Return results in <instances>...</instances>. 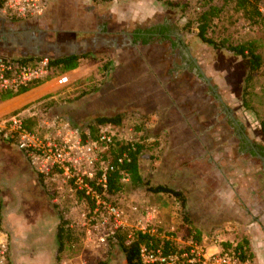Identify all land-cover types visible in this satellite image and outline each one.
Here are the masks:
<instances>
[{"label":"rangeland","instance_id":"1","mask_svg":"<svg viewBox=\"0 0 264 264\" xmlns=\"http://www.w3.org/2000/svg\"><path fill=\"white\" fill-rule=\"evenodd\" d=\"M170 1L178 7L159 0H44L41 17L11 20L0 13L2 54L40 59L91 53L77 68L51 70L39 85L0 100V121L17 111L42 140L89 142L96 169L108 161L100 134L111 142H140L143 179L187 197L181 203L125 179L121 193L91 206L77 197L69 172L55 166L42 172L37 153L0 138L3 264H126L109 242L119 226L170 239L175 254L192 240L189 227L213 218L255 222V233L263 232L264 164L258 154L264 155L249 153L246 140L264 151L258 124L264 117V62L245 83L239 57L195 38L207 0ZM258 6L264 13V0ZM155 26L167 27L168 37L134 42L133 31ZM207 33L224 47L256 41L264 61V25H250L231 5L212 19ZM116 114L115 125L94 121ZM90 126L98 129L96 138L89 136ZM72 169L81 174L84 164ZM60 224L70 240L58 251Z\"/></svg>","mask_w":264,"mask_h":264},{"label":"trees","instance_id":"2","mask_svg":"<svg viewBox=\"0 0 264 264\" xmlns=\"http://www.w3.org/2000/svg\"><path fill=\"white\" fill-rule=\"evenodd\" d=\"M2 1V0H1ZM167 4L170 9L178 7L176 2L170 0H159ZM259 0H222L221 5L211 3V0H207L206 8L202 10L197 17V33L195 38H197L201 43L207 46H211L214 49H225L231 55L239 57L242 66L246 70L245 83H248L253 76L257 75L263 66V58L259 52L258 45L256 41L248 40L237 45H229L224 47V43L218 42L208 36L209 23L212 19L218 17L224 10L225 5H231L234 11H237L241 16L248 21L250 25L261 26L264 25V13L260 10L258 6ZM186 25L182 26L181 29L184 30ZM167 27H158L151 29H136L133 31L132 38L134 42L141 41V43H149L154 38H166L168 37ZM91 53H80V54H63L58 57L48 58V66L54 73H62L65 71L73 70L78 67L82 59L88 57ZM38 58L37 56L32 57H20V61L29 62ZM49 75L45 78L48 79ZM44 80L33 81L25 85L18 86L12 89L0 90V100H7L21 93H24L34 86L39 85ZM17 113V111L13 112ZM121 114H116L113 116H97L94 121L97 124H118L120 122ZM28 120L24 119L25 127L32 131L33 129L28 124ZM259 130L262 134V139L264 141V117L259 120ZM89 136L91 138H96L98 129L89 127ZM191 134V133H190ZM192 139L196 142L199 140L195 134H191ZM0 138H4L0 136ZM192 139L190 141H192ZM143 144L140 142H124V141H112L104 155L109 163L107 166H113L112 169L105 170V182L104 186L97 182V176L92 180H87L91 192L86 193L85 189H77L76 195L79 199L90 203V205L95 206V203L100 199H105L107 195L110 197L113 195H118L122 192L124 188V181L128 179L133 185L142 186L147 188L152 192H166L171 193L175 198L180 199L181 203L186 201V196L184 197L183 190L176 189L172 187H167L164 184L151 185L149 181L143 179L140 174L139 167V157L142 156ZM261 155H264V151L260 149ZM252 154H255L252 152ZM103 158V159H104ZM119 158H122L119 161ZM105 159V160H106ZM99 174V173H98ZM187 232L191 234L192 240L196 243L201 242V233L195 227H189ZM56 239L58 243V251L62 250L65 244V239L70 240V233L66 231L64 226L60 224L57 227ZM109 242L112 245L118 246L121 250L126 264H141L140 249L141 246H145L148 249L160 248L164 255H169L176 252V248L170 239L162 238L160 239L156 233H151L148 231H132L129 232L123 227H117L109 236ZM229 244L224 243L223 248L228 249ZM235 249L239 250L240 257L244 259H250V251L248 247V242L245 239L239 240L236 243ZM181 252V251H180ZM175 264H199V263H188L186 261H177Z\"/></svg>","mask_w":264,"mask_h":264},{"label":"built area","instance_id":"3","mask_svg":"<svg viewBox=\"0 0 264 264\" xmlns=\"http://www.w3.org/2000/svg\"><path fill=\"white\" fill-rule=\"evenodd\" d=\"M45 11L44 0H0V13L6 19L28 20L41 17ZM48 58H38L29 62L20 61V57H14L0 53V90L14 89L33 81L45 79L50 74ZM0 136L14 139L17 146L30 154L39 155V170L45 172L48 166H55L70 173L73 183L78 189H85L90 193L87 180L97 176V182L104 186L105 170L109 161L101 169L93 168L95 157L92 156L91 144L82 142L80 138L62 141H46L33 131L25 127L24 118L20 113H12L0 121ZM98 142L109 145L111 137L102 133ZM122 158H119L121 161ZM103 161V160H101ZM104 162V161H103ZM84 164L80 173L72 175V168ZM99 173V174H98ZM1 221V216H0ZM5 235L0 231V264L5 260L6 241ZM236 244L230 245L228 249L214 247L208 252L199 243L189 240L185 250L179 254L171 253L164 255L160 248L148 249L141 246V264H175L181 258L188 263L199 264H248L249 259H242Z\"/></svg>","mask_w":264,"mask_h":264},{"label":"crops","instance_id":"4","mask_svg":"<svg viewBox=\"0 0 264 264\" xmlns=\"http://www.w3.org/2000/svg\"><path fill=\"white\" fill-rule=\"evenodd\" d=\"M13 179L10 180L12 181ZM190 213L196 217L195 212ZM230 221L222 223L218 219L213 218V222H210V224H193V227L197 228L201 233V243L199 244L208 252H211L214 250V247L223 248L224 243L233 245L239 240L245 239L248 242L251 255L248 264H264V230L261 234H257L254 230H256L258 224L255 222H241L240 220L234 222V219ZM223 224L226 225L224 226L226 227L225 230L222 227ZM211 229H213V234L211 235V239H209L208 235Z\"/></svg>","mask_w":264,"mask_h":264},{"label":"flooded vegetation","instance_id":"5","mask_svg":"<svg viewBox=\"0 0 264 264\" xmlns=\"http://www.w3.org/2000/svg\"><path fill=\"white\" fill-rule=\"evenodd\" d=\"M246 149L248 150L249 153L254 152V155H257L258 152H260V149H257L252 143H249L248 140H246Z\"/></svg>","mask_w":264,"mask_h":264},{"label":"water","instance_id":"6","mask_svg":"<svg viewBox=\"0 0 264 264\" xmlns=\"http://www.w3.org/2000/svg\"><path fill=\"white\" fill-rule=\"evenodd\" d=\"M258 156L262 159L263 164H264V157L260 156L259 154H258Z\"/></svg>","mask_w":264,"mask_h":264}]
</instances>
